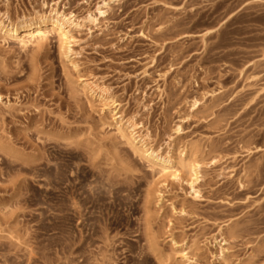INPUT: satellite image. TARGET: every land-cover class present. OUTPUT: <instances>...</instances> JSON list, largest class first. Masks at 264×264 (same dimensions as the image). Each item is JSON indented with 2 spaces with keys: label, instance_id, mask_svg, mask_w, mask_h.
<instances>
[{
  "label": "rangeland",
  "instance_id": "rangeland-1",
  "mask_svg": "<svg viewBox=\"0 0 264 264\" xmlns=\"http://www.w3.org/2000/svg\"><path fill=\"white\" fill-rule=\"evenodd\" d=\"M106 1L0 0L95 17L0 29V264H264V0Z\"/></svg>",
  "mask_w": 264,
  "mask_h": 264
},
{
  "label": "bare ground",
  "instance_id": "bare-ground-1",
  "mask_svg": "<svg viewBox=\"0 0 264 264\" xmlns=\"http://www.w3.org/2000/svg\"><path fill=\"white\" fill-rule=\"evenodd\" d=\"M104 3L108 5V1L104 0ZM99 10L101 14L106 13L103 8L99 7ZM90 20H95L92 14L87 17L78 18L73 12L67 14L57 8H53L49 14L37 11L30 15H18L15 18L10 16L9 13L0 12V29L6 31L11 36H16L19 33L28 31H32L33 33L35 31L40 32L45 28L55 29L60 34L62 40H64L60 55L62 58L70 59L72 49L68 45V37L72 28L81 27L84 22ZM82 81L84 82V89L90 92L91 95H96L105 100L108 99L106 89L98 83L87 79H83ZM118 105L117 102H113L111 106L107 107V110L115 117L120 132L128 139L129 144L149 163L161 166L164 170H168L170 165H173L175 161L170 146L168 147V152L164 151L161 147L154 146L151 135L137 131L139 126L137 122H135L134 117L127 118L120 109L117 110ZM185 152L186 150L182 151V153ZM175 177H180V174L176 173ZM162 196L163 193L159 190L157 192V199L161 200Z\"/></svg>",
  "mask_w": 264,
  "mask_h": 264
}]
</instances>
